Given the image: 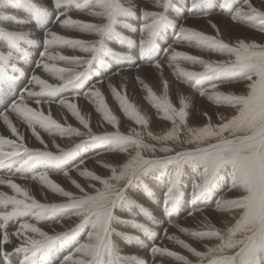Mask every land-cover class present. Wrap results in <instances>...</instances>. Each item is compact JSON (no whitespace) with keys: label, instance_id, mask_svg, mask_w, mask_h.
I'll use <instances>...</instances> for the list:
<instances>
[{"label":"rangeland","instance_id":"1","mask_svg":"<svg viewBox=\"0 0 264 264\" xmlns=\"http://www.w3.org/2000/svg\"><path fill=\"white\" fill-rule=\"evenodd\" d=\"M133 1L53 0L47 14L35 0H0V86L11 85L2 73H19L28 56L30 76L42 82L36 101L59 109L79 99L89 111L84 118L65 109V122L36 112L25 117L22 127L41 132L46 150L1 145L2 157L27 151L19 166L47 165L13 177L37 189L40 173L59 179L42 188V199L18 196L22 219L39 229L74 224L47 235L22 226L31 238L24 242L32 243L10 253L0 241V264H14L12 257L15 264H71L82 247V264H181L179 243L216 240L191 229L167 257L152 251L167 250V229L199 212L224 211L219 202L237 185L236 173L249 193L233 207L246 209L228 230L216 229L219 245L205 253L193 247L201 258L189 254L187 264H264V0ZM34 19L37 38L27 34ZM159 64L188 93L168 103L154 94ZM120 73L115 87L110 79ZM23 80L15 98L30 85V77ZM68 140L63 151L54 143Z\"/></svg>","mask_w":264,"mask_h":264},{"label":"bare ground","instance_id":"2","mask_svg":"<svg viewBox=\"0 0 264 264\" xmlns=\"http://www.w3.org/2000/svg\"><path fill=\"white\" fill-rule=\"evenodd\" d=\"M36 4L38 6L41 7H46L49 8L46 10V13L49 14L50 12H52V6H53V0H35ZM132 2H134L132 0ZM260 2V1H259ZM258 2V3H259ZM135 3V2H134ZM257 3V2H256ZM73 4V3H72ZM133 3H131L132 5ZM75 6V5H74ZM73 6V7H74ZM134 6V4H133ZM76 8V7H75ZM71 9V8H70ZM138 9V8H137ZM65 11V10H64ZM35 18V17H34ZM64 18V17H63ZM223 23V22H222ZM36 24H38V22H36V20L34 19V23L33 22H29L28 23V36L29 37H33V38H37L38 36H36L37 34H35V32H33L32 27L36 26ZM222 25V24H221ZM183 27V26H182ZM231 29V28H230ZM32 30V31H31ZM35 30V29H34ZM180 31V30H179ZM227 31H229V28L227 29ZM233 33L236 32L235 30H231ZM179 33V32H178ZM40 34V33H39ZM233 35V34H232ZM47 36V35H46ZM49 38V37H48ZM41 39V38H40ZM36 41V40H35ZM34 41V42H35ZM28 44V43H27ZM47 44V43H46ZM47 46V45H45ZM159 46V45H158ZM45 48V47H44ZM29 50H31L30 48H28ZM47 51V50H46ZM30 52V51H29ZM43 52V51H41ZM175 52V51H172ZM40 53V52H39ZM47 53V52H46ZM43 53V54H46ZM167 53V52H165ZM169 53V52H168ZM32 55V53H31ZM40 56V55H39ZM44 56V55H43ZM47 56V55H46ZM167 56V55H166ZM45 57V56H44ZM27 59H25L21 65L19 64V68L20 71L19 73H8L4 72L2 73V77L4 79H8V81H11V85L8 86H0V221L2 222L1 224H3V230H4V235L1 236L0 234V241L1 244L3 245V249L10 251V253H15L19 250V245L21 247H24L25 245L31 242H24V241H28L29 237H27V235H25L23 233V228H21L22 226L27 227V229H31L36 226L35 224H30L29 222H27L28 220H26V218L22 219V213L18 207L19 205H21V200L20 198H18V196H20L21 198H36L37 199H42L43 197H45V193L44 190H42V188H44V186H47L48 184H51V182L57 181L59 182V179H55L53 176L48 175V174H39L38 175V180L36 181V183L40 186V189L35 188V186H33L34 182L33 181H28L25 180L23 178H15L12 175H23L28 173V175L30 173H32V171L37 170V169H42L41 167H43L45 164H43V162L41 164H39L38 168H36L37 164H35V160H28V162H25V166H19L22 162H24V156L22 154L26 153L27 151H25L24 149L26 148H32V150H46L43 142H41L42 140V135L41 132L37 133L31 129L28 134L26 133L25 129L22 127L21 121H23L25 119V117H27L28 115H31L33 112H36L38 114H40L41 116H45V117H56L57 120L61 121V122H65L66 120L68 121V118L66 117V110L68 109L69 111L73 112L75 110V108L78 110L76 113H78L77 115L80 116H84V118L88 117V113L89 111H87L86 108H84V104L82 103L81 100H72L70 104H73L71 106H69L68 101L64 102V108H62V106L58 109L55 108L54 106L50 105V103H39L38 101H36L35 99H37V95H39V88L38 86L40 85L41 79L36 77L35 78L32 76H30V72L29 69L31 68V65L28 63V56L26 57ZM174 58V57H172ZM178 58V57H175ZM45 60V59H44ZM43 60V61H44ZM160 63V62H159ZM163 63V62H162ZM176 64V63H175ZM162 64H159L158 66L154 67V74L153 77H155L156 75V79L158 80V82L160 83L155 84L154 88L155 89V93L156 95H158V97L164 101L165 103H168L169 100L172 98V96L174 94H182V93H188L187 89L184 88L183 86H180L176 83L173 82V79L170 75V71L166 68H164L163 66H160ZM171 66V65H170ZM175 66V65H174ZM9 67V66H7ZM162 68V69H161ZM182 66H178V68L176 67V69H174L175 73L178 75V72H181ZM47 69V68H46ZM173 69V68H172ZM141 71H148L146 69H142ZM153 71V70H152ZM12 72V71H11ZM183 72V71H182ZM230 72V71H229ZM148 73V72H147ZM151 73V72H150ZM186 73V72H185ZM183 72V74H185ZM20 75V78H17L15 75ZM36 74V73H35ZM125 73H120L118 76L110 79L111 82L113 83V81H116L115 87L118 85L119 82V78ZM233 74V73H232ZM28 76L30 77L31 81H30V85L24 89V93L21 95V97L19 98H15V95L13 94L14 89L17 87V85L22 86L26 81L23 80V76ZM189 75V74H188ZM43 76V75H42ZM46 76V75H45ZM183 76V75H182ZM197 76V75H196ZM187 77V76H186ZM226 77V76H225ZM227 78V77H226ZM188 79V78H187ZM46 80V79H44ZM44 80L43 83L45 82ZM165 80H167V85H165ZM194 80V79H192ZM7 81V82H8ZM24 81V82H23ZM195 83V82H194ZM45 84V83H44ZM198 84V83H197ZM81 86V85H80ZM3 87V88H2ZM98 87V86H97ZM96 87V89H97ZM197 87V86H196ZM229 88H236V86L233 87H229ZM229 88L224 87V90H229ZM192 89V88H191ZM175 90V91H173ZM77 91V90H76ZM250 89L248 90H240V93L242 95H247L249 93ZM1 92H5L8 93L5 96H1ZM108 92V91H107ZM106 92V95H107ZM110 92V91H109ZM177 92V93H176ZM252 92V91H251ZM250 92V93H251ZM212 93V92H211ZM239 94V93H237ZM137 95L134 94V97H136ZM64 99V98H63ZM139 100V98H138ZM172 100V99H171ZM140 102V101H139ZM202 103V102H201ZM141 105H143L140 102ZM204 105H207L205 103H203ZM203 106V105H201ZM211 107V106H210ZM75 112V111H74ZM73 112V113H74ZM87 113V115H86ZM76 115V116H77ZM113 118H116V114L113 115ZM65 124V123H64ZM103 129V127L101 128ZM33 136V138L31 137ZM41 137V138H40ZM7 143V145H10V147L14 148V147H19L20 148H24L22 151L23 153L20 156H13V157H9L10 155H8L9 158L6 157H2V147L1 145ZM42 143V144H41ZM54 143H56L58 149H60L61 151H63L64 149H66L65 147H67V145L70 144L69 140L67 141H54ZM46 144V143H45ZM4 147V145H3ZM17 147V148H18ZM6 148V147H5ZM8 148V147H7ZM16 148V149H17ZM69 148V147H67ZM19 149V148H18ZM50 149V146L47 148ZM10 152V151H9ZM8 152V153H9ZM10 154V153H9ZM14 155V153H12ZM127 154H130V152H128ZM4 155V154H3ZM6 155V154H5ZM121 156V155H119ZM116 156V159L117 157ZM108 160L109 159H113L115 157L112 156H107ZM122 158V162H124L123 157ZM118 161H115V165H117ZM121 162V163H122ZM50 164V163H49ZM19 166V169H18ZM47 166V165H46ZM52 167V166H51ZM33 168V169H32ZM39 171V170H38ZM37 171V172H38ZM171 174V173H170ZM27 175V176H28ZM240 173H236V177L234 178L235 182H237L236 186L232 187L231 193H227V196H223V198L221 199V201L219 202V206L218 208L220 210H224L220 213H213V212H197L198 214L193 215L192 217H190L189 219L183 221L181 224H177L176 226H174L172 229H167V233L169 232L170 235H167L166 233V237L165 240L163 241V245H165V249L164 252L162 253V250L160 249V247H156L152 253L155 256H166L168 255L167 252L171 247V244L176 240H180L183 237V234L186 235L187 233L190 232V230L192 229L195 231H206L208 233L205 234V236H207V238H212L214 241L213 243H209V244H199V245H194L191 244L192 247H188L187 245L181 246V244H185L184 242L179 243L180 247L179 248V253L185 255L184 256H179L177 257V262L181 263V264H187L188 259L190 258V255H196L197 259L201 258L200 253H205L208 252L209 250H211L214 246L219 245L220 241H221V236L220 233L216 232L217 230H228L229 227H231L240 217V212L242 210H245L246 208L242 209L241 206L238 207V209H234L233 204L235 200H241L243 199V197L247 196V194L249 193L248 190L246 189V185L247 182L245 181L244 177L240 176ZM26 176V175H25ZM31 176V175H30ZM235 176V175H234ZM69 177V176H68ZM70 177H72L73 179L74 176L72 174H70ZM224 177V176H223ZM68 182L69 179H62V184L66 189H69L68 187ZM79 182V181H77ZM171 183V182H170ZM219 186V185H218ZM54 186H50L49 189H52ZM217 190V189H216ZM208 192V191H207ZM202 195V194H201ZM220 197V196H219ZM26 198V199H27ZM197 199V198H196ZM30 200V199H29ZM66 200V196H64V199H62V202H64ZM36 202V201H35ZM41 202V201H40ZM214 202V201H213ZM196 203V202H195ZM207 203V202H206ZM212 203V202H211ZM237 203V202H236ZM248 203V202H247ZM173 204V201H172ZM176 204V203H175ZM177 205V204H176ZM130 206V205H129ZM23 209H25L23 207ZM33 209V208H32ZM28 210V209H27ZM27 210H23L24 212ZM170 210V209H169ZM207 210V209H206ZM30 211V208H29ZM28 211V212H29ZM39 212V211H38ZM32 213V212H30ZM29 213V214H30ZM37 213V212H36ZM173 213V212H172ZM171 213V214H172ZM27 214V213H26ZM28 214V216H29ZM34 214V213H33ZM25 215V214H24ZM23 215V216H24ZM50 215V214H49ZM157 215V214H156ZM161 215V214H160ZM27 216V215H26ZM33 215H31L32 217ZM174 216V215H173ZM16 217H18L19 219L18 222H15ZM25 217V216H24ZM42 217V216H41ZM154 217V216H153ZM29 218V217H28ZM83 218V217H82ZM81 218V219H82ZM34 219V218H33ZM57 219V218H56ZM155 219V218H154ZM159 219V218H158ZM179 220V219H178ZM177 220V221H178ZM37 220H35L36 223ZM157 221V220H156ZM159 221V220H158ZM44 222V221H43ZM81 222V220H80ZM180 222V221H179ZM41 223V222H39ZM76 223V222H75ZM85 224V222H83ZM144 223V222H143ZM74 224L70 223V224H65V222L62 224L60 223L58 225V227H49L47 229H39V228H33L36 229V231L38 232H42L43 234L47 235L49 233H56L59 232L61 230H66L70 225ZM79 224V223H78ZM176 224V223H174ZM80 226V225H79ZM46 228V227H45ZM169 228V226H168ZM158 229V228H157ZM25 230V232H26ZM84 230V229H83ZM141 230V229H140ZM166 231V230H165ZM174 232V233H171ZM32 232V231H31ZM34 232V231H33ZM72 232V231H71ZM146 232V231H145ZM157 232V231H156ZM197 232V233H198ZM28 233V232H26ZM36 233V232H35ZM41 233V234H42ZM143 233V232H142ZM150 233V232H149ZM153 233V232H152ZM201 233V232H200ZM216 233L219 234L220 239L218 240L217 238L219 237L218 235H216ZM29 234V233H28ZM42 234V235H43ZM60 234V233H59ZM148 234V233H147ZM162 234V233H161ZM193 234V232H192ZM30 235V234H29ZM28 235V236H29ZM33 235V234H32ZM44 235V236H45ZM53 235V234H52ZM145 235V234H144ZM150 235V234H149ZM165 235V234H164ZM196 235V234H195ZM51 236V235H50ZM155 236V235H154ZM48 237V236H47ZM64 237V236H63ZM162 237V236H161ZM164 237V236H163ZM192 237V236H191ZM19 238V241H18ZM36 238V237H35ZM157 238V237H155ZM168 238V239H166ZM245 238V236H244ZM243 238V239H244ZM47 239V238H46ZM154 239V238H153ZM152 239V240H153ZM239 239V238H238ZM62 240H64L62 238ZM73 240V239H71ZM151 240V239H150ZM158 240V239H157ZM241 239L237 240L240 241ZM35 241V240H33ZM45 241V240H44ZM67 241V240H65ZM114 241V240H113ZM144 241L142 240V243ZM150 242V241H148ZM190 242V240H189ZM32 243V242H31ZM34 243V242H33ZM63 243V242H62ZM69 243V242H68ZM75 243V242H74ZM118 243V242H117ZM67 244V243H66ZM82 244V243H81ZM152 244V243H151ZM162 245V246H163ZM170 245V246H169ZM178 245V244H177ZM72 246V245H71ZM120 246V245H118ZM63 247V246H62ZM67 245L64 246V248H66ZM149 247V246H148ZM164 247V246H163ZM193 247L195 248V250L200 251V253H193V251H195L193 249ZM68 248V247H67ZM66 248V249H67ZM83 248V247H82ZM79 249V254L78 255H74L71 260L72 263L71 264H82V262L80 261L83 255H80L81 249ZM85 248V247H84ZM58 249V248H57ZM176 249V248H175ZM4 250V251H5ZM25 250V249H24ZM59 250V249H58ZM68 250V249H67ZM178 250V249H177ZM3 251V250H2ZM83 251V250H82ZM124 251V249H123ZM26 252V251H25ZM67 252V251H66ZM120 252V251H119ZM151 253V254H152ZM262 253V252H261ZM5 254V253H4ZM26 254V253H25ZM63 254V253H62ZM142 254V253H141ZM162 254V255H161ZM164 254V255H163ZM173 254V253H172ZM11 255V254H9ZM24 255V254H23ZM29 255V254H28ZM27 255V256H28ZM85 257L83 258V260H86V255H84ZM96 256V255H95ZM138 256V255H137ZM147 256V255H146ZM26 257V256H25ZM61 257V256H60ZM65 257V256H64ZM143 257V256H142ZM30 258V257H29ZM56 258V257H54ZM59 258V257H57ZM15 263H18V259L12 257L11 258ZM173 259V258H172ZM171 259V260H172ZM22 260V259H21ZM30 260V259H29ZM82 260V261H83ZM24 261V260H23ZM133 261V260H132ZM26 262V261H25ZM91 262V261H90ZM135 262V261H134ZM159 264H162L160 261H158ZM14 263V264H15ZM21 263V262H20ZM42 263V262H41ZM84 263V261H83ZM164 263V262H163ZM169 263V262H168ZM167 263V264H168ZM25 264V263H24ZM130 264V263H129ZM152 264H158V263H153Z\"/></svg>","mask_w":264,"mask_h":264}]
</instances>
